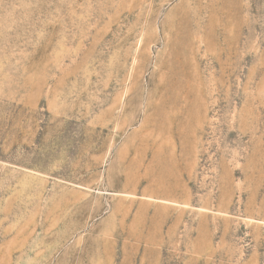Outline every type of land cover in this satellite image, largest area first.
<instances>
[{"label":"rangeland","instance_id":"374dc122","mask_svg":"<svg viewBox=\"0 0 264 264\" xmlns=\"http://www.w3.org/2000/svg\"><path fill=\"white\" fill-rule=\"evenodd\" d=\"M0 264H264V0H0Z\"/></svg>","mask_w":264,"mask_h":264}]
</instances>
